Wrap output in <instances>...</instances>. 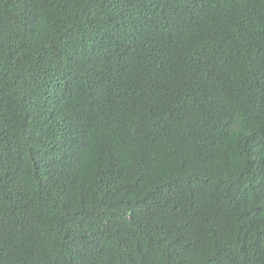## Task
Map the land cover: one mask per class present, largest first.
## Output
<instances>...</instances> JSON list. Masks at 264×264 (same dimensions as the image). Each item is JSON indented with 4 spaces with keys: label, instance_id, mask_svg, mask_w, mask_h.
<instances>
[{
    "label": "trees",
    "instance_id": "16d2710c",
    "mask_svg": "<svg viewBox=\"0 0 264 264\" xmlns=\"http://www.w3.org/2000/svg\"><path fill=\"white\" fill-rule=\"evenodd\" d=\"M0 264H264V0H0Z\"/></svg>",
    "mask_w": 264,
    "mask_h": 264
}]
</instances>
